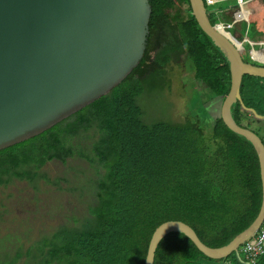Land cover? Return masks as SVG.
Listing matches in <instances>:
<instances>
[{
  "label": "trees",
  "instance_id": "16d2710c",
  "mask_svg": "<svg viewBox=\"0 0 264 264\" xmlns=\"http://www.w3.org/2000/svg\"><path fill=\"white\" fill-rule=\"evenodd\" d=\"M251 3L244 0L242 6ZM150 4L144 55L119 85L46 131L0 150V187L14 180L37 186L39 180H48L42 171L48 162L69 165L77 157L98 175L78 187L93 193L87 215L72 217L73 222L59 225L24 253L5 252L9 258L0 264H18L25 255V264H145L151 237L166 221H183L204 243L220 247L258 216L263 186L257 151L221 115L214 118L210 138L214 146L205 141L206 132L197 123L142 120L137 97L162 83L169 65L183 57L193 64L196 80L211 92L208 100L223 102L231 86L227 59L199 25L190 1L150 0ZM207 9L215 27L221 22L223 29L228 28L227 8L219 2ZM242 26L238 41L228 37L243 51L246 62L261 65L255 60L264 49L252 46L261 40L262 31L256 23ZM262 80L243 77V104H236L234 117L246 128L250 127L244 120L253 114L251 109L264 115ZM61 180L55 181L60 185ZM154 264H264V253L254 262L242 251L213 258L184 233L171 232L159 243Z\"/></svg>",
  "mask_w": 264,
  "mask_h": 264
},
{
  "label": "water",
  "instance_id": "95a60500",
  "mask_svg": "<svg viewBox=\"0 0 264 264\" xmlns=\"http://www.w3.org/2000/svg\"><path fill=\"white\" fill-rule=\"evenodd\" d=\"M192 13L229 64L231 86L221 107L225 124L257 151L263 201L253 223L228 244L211 247L180 220L154 231L145 264H154L159 243L181 232L213 258H222L255 235L264 222V141L236 121L244 75L264 77V65L212 24L204 0H189ZM150 0H0V150L34 137L119 85L142 59L150 33ZM255 115L261 116L254 109Z\"/></svg>",
  "mask_w": 264,
  "mask_h": 264
},
{
  "label": "rangeland",
  "instance_id": "374dc122",
  "mask_svg": "<svg viewBox=\"0 0 264 264\" xmlns=\"http://www.w3.org/2000/svg\"><path fill=\"white\" fill-rule=\"evenodd\" d=\"M241 1L243 0H208L207 6L213 8L220 2L222 7L227 8L226 14L230 18L228 28L219 32L227 37L231 36L235 41H238L237 36L240 37L243 33L240 29L242 25L251 27L256 23L260 31L264 30V2L252 0L251 4L240 7L238 4H241ZM255 5L259 10L258 14L252 17L251 11ZM258 19H261V22H257ZM243 39L247 40V37ZM262 39L264 40V32ZM252 48L264 49V43L256 40ZM260 60V63L264 64V51L255 61ZM167 70L168 75L162 83L147 88L137 97L142 109V120L147 124L158 121L197 123L206 132L205 141L214 146L210 138L217 112L214 100H208L211 92L196 80L193 64L185 57L178 63L169 65ZM260 85L264 88V84ZM262 87L257 89L259 96L262 95ZM221 103L223 102L217 104ZM246 116L245 123H248L250 129L257 130L264 139V123L257 122L259 116L255 113ZM69 165L75 166L77 170L69 169ZM69 165L57 160L48 162L42 168L48 180H39L37 186L27 181L14 180L9 185L0 187V262L9 258L5 256V252L14 254L16 250H20L24 253L59 225L73 222L72 217L80 219L87 215L93 193L78 187L87 178L97 177V171L87 161L78 157L70 159ZM57 178L62 179L60 185L55 181ZM26 259L27 256H23L18 264H25Z\"/></svg>",
  "mask_w": 264,
  "mask_h": 264
},
{
  "label": "built area",
  "instance_id": "2783aa9c",
  "mask_svg": "<svg viewBox=\"0 0 264 264\" xmlns=\"http://www.w3.org/2000/svg\"><path fill=\"white\" fill-rule=\"evenodd\" d=\"M218 29H223L224 24L218 23ZM228 27V26H227ZM243 252L249 257L250 261H255L259 254L264 253V223L262 224L259 231L250 237L242 248Z\"/></svg>",
  "mask_w": 264,
  "mask_h": 264
},
{
  "label": "crops",
  "instance_id": "0c3cea01",
  "mask_svg": "<svg viewBox=\"0 0 264 264\" xmlns=\"http://www.w3.org/2000/svg\"><path fill=\"white\" fill-rule=\"evenodd\" d=\"M258 10H259V7L257 6V5H255V7H253V10L251 11L252 12V17H255L257 14H258ZM255 12H256V14H255ZM257 22H261V19H258V20H256ZM257 28L259 29L260 27L257 25ZM262 32H264V30H261ZM259 39H260V37H259ZM259 41H262V42H264V40L261 38V40H259ZM252 58H254V56H251ZM261 65H264V64H262V63H260ZM214 102L216 103V104H214V106H215V109H216V112H217V116L218 115H220V112H218V110H217V108L219 107H221V105H222V103L221 104H217L218 102H217V100H214ZM214 112V111H213ZM216 112H214V113H216ZM259 120L257 121L258 123H264V115H261V116H259ZM253 131H256V132H258L257 130H253ZM259 133V132H258ZM262 137V136H261Z\"/></svg>",
  "mask_w": 264,
  "mask_h": 264
},
{
  "label": "clouds",
  "instance_id": "9594fccd",
  "mask_svg": "<svg viewBox=\"0 0 264 264\" xmlns=\"http://www.w3.org/2000/svg\"><path fill=\"white\" fill-rule=\"evenodd\" d=\"M242 2L244 3V0H243V1H241V4H240L241 6H240V7H244V6H247V5H248V4H246V5L242 6V5H243V3H242ZM217 24H218V23H217ZM217 24H216V25H217ZM216 29H218V28H217V26H216ZM218 30H220V29H218ZM263 223H264V222H263ZM260 228H261V227H260ZM258 231H259V230H258ZM258 231H257V232H258ZM251 237H252V236H251ZM244 244H245V243H244ZM244 244H242V245L244 246ZM242 245H241V246H242ZM243 246H242V248H243ZM242 248L240 247V251H242V252H243ZM243 253H244V252H243ZM244 254H245V253H244ZM245 255H246V254H245Z\"/></svg>",
  "mask_w": 264,
  "mask_h": 264
}]
</instances>
